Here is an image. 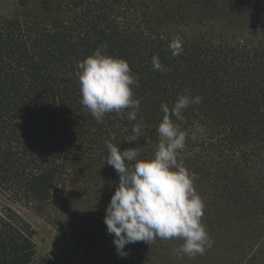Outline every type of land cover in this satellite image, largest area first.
Here are the masks:
<instances>
[{
    "label": "trees",
    "instance_id": "16d2710c",
    "mask_svg": "<svg viewBox=\"0 0 264 264\" xmlns=\"http://www.w3.org/2000/svg\"><path fill=\"white\" fill-rule=\"evenodd\" d=\"M182 1L18 0L0 18V264H75L64 251L35 256V230L13 203L62 197L85 172H116L105 161L106 141L151 157L161 103L171 108L185 90L202 102L183 120L171 117L187 133L178 162L194 181H213L215 191H238L264 209V26L240 33L202 22L190 28L189 0ZM174 42L182 47L178 56ZM104 44L138 80L135 121L126 109L123 119L113 112L97 123L81 104L77 62ZM153 56L166 71L153 68ZM136 125L140 137L129 142ZM251 264H264L263 256Z\"/></svg>",
    "mask_w": 264,
    "mask_h": 264
},
{
    "label": "rangeland",
    "instance_id": "374dc122",
    "mask_svg": "<svg viewBox=\"0 0 264 264\" xmlns=\"http://www.w3.org/2000/svg\"><path fill=\"white\" fill-rule=\"evenodd\" d=\"M17 1L0 0V18L11 15ZM191 1L187 3L191 11L185 18L190 28H198L202 22L240 33L264 26V0H207L206 4ZM232 172L239 174L241 170ZM244 172L249 177L256 173ZM84 175L71 179L62 197L53 196L32 206L25 201L13 203L35 230V256L64 251L75 264H251L261 255L264 259V238L260 237L264 233V209L239 196L238 191H215L213 181H194L204 203L202 223L213 241L204 254L193 258L178 255L174 249L182 240L157 238L150 244L141 241L126 245V255L122 257L103 219L118 173ZM240 183L233 181L231 187Z\"/></svg>",
    "mask_w": 264,
    "mask_h": 264
},
{
    "label": "clouds",
    "instance_id": "9594fccd",
    "mask_svg": "<svg viewBox=\"0 0 264 264\" xmlns=\"http://www.w3.org/2000/svg\"><path fill=\"white\" fill-rule=\"evenodd\" d=\"M173 56L182 53L179 42L169 45ZM101 45L76 65L81 104L97 123L108 113L135 121L140 101L133 96L132 86L138 80L126 60L107 54ZM153 68L166 71L158 57L152 58ZM202 98L179 95L172 107L161 103L164 113L158 124V144L154 155L141 157L137 148L121 150L106 141L105 161L118 173L119 179L105 209L104 223L120 256L125 246L137 242L150 244L157 238L180 239L176 254L189 258L204 254L213 244L202 223L204 203L194 188L195 174L178 162V152L185 148L187 133L176 120H183V112ZM125 139L134 142L140 137L139 125L131 129ZM193 140L196 137H191Z\"/></svg>",
    "mask_w": 264,
    "mask_h": 264
}]
</instances>
